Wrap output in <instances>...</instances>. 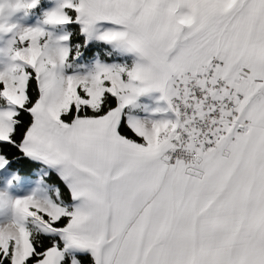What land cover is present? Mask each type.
Listing matches in <instances>:
<instances>
[{
  "label": "snow or ice",
  "instance_id": "obj_1",
  "mask_svg": "<svg viewBox=\"0 0 264 264\" xmlns=\"http://www.w3.org/2000/svg\"><path fill=\"white\" fill-rule=\"evenodd\" d=\"M0 264H264V0H0Z\"/></svg>",
  "mask_w": 264,
  "mask_h": 264
},
{
  "label": "trees",
  "instance_id": "obj_2",
  "mask_svg": "<svg viewBox=\"0 0 264 264\" xmlns=\"http://www.w3.org/2000/svg\"><path fill=\"white\" fill-rule=\"evenodd\" d=\"M30 167H36V165H28V164H23L22 166H21V174H25L28 170H29V168ZM50 182H57V180H56V177H55V175L53 174V176L50 178Z\"/></svg>",
  "mask_w": 264,
  "mask_h": 264
},
{
  "label": "rangeland",
  "instance_id": "obj_3",
  "mask_svg": "<svg viewBox=\"0 0 264 264\" xmlns=\"http://www.w3.org/2000/svg\"><path fill=\"white\" fill-rule=\"evenodd\" d=\"M20 13H15L12 17L13 20H17V19H20Z\"/></svg>",
  "mask_w": 264,
  "mask_h": 264
}]
</instances>
